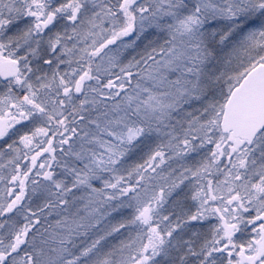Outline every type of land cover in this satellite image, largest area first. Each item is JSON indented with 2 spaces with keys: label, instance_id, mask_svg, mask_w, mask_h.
<instances>
[{
  "label": "snow or ice",
  "instance_id": "1",
  "mask_svg": "<svg viewBox=\"0 0 264 264\" xmlns=\"http://www.w3.org/2000/svg\"><path fill=\"white\" fill-rule=\"evenodd\" d=\"M0 264H264V0H0Z\"/></svg>",
  "mask_w": 264,
  "mask_h": 264
}]
</instances>
